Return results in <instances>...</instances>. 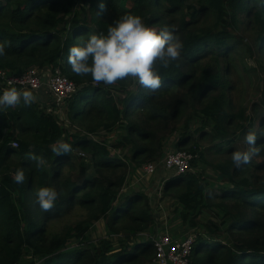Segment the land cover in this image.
<instances>
[{
    "label": "trees",
    "instance_id": "obj_1",
    "mask_svg": "<svg viewBox=\"0 0 264 264\" xmlns=\"http://www.w3.org/2000/svg\"><path fill=\"white\" fill-rule=\"evenodd\" d=\"M125 15L157 31L174 29L182 44L167 68L154 65L161 79L154 91L134 78L96 83L67 63L70 47L106 35ZM0 44V70L18 76L58 68L75 84L64 118L83 133L68 137L45 104L0 107V264H24L28 256L38 264H155L151 240L137 238L154 225L148 197L120 194L128 165L159 163L173 135L176 150L196 154L191 167L213 168L223 184L214 194L202 175L190 171L164 183L163 194L176 200L192 228L204 212L222 217L221 225H205L208 239L197 238L192 263L264 264V91L249 114L243 100L234 102L236 79L255 72L247 60L264 63L259 0H0ZM249 134L256 136L252 146L245 142ZM61 141L71 151L57 155L51 149ZM76 150L91 166L77 169ZM237 151L253 154L237 167ZM209 158L221 160L212 164ZM18 169L23 184L13 181ZM42 187L57 191L47 212L35 202ZM76 210L83 220L58 230ZM101 219L116 242L107 237L89 247L88 227Z\"/></svg>",
    "mask_w": 264,
    "mask_h": 264
},
{
    "label": "clouds",
    "instance_id": "obj_2",
    "mask_svg": "<svg viewBox=\"0 0 264 264\" xmlns=\"http://www.w3.org/2000/svg\"><path fill=\"white\" fill-rule=\"evenodd\" d=\"M264 5V0H259ZM182 44L175 36L174 29L168 26L160 30L146 26L140 17L125 15L114 19L107 34H93L81 45L68 50L67 63L77 76H89L96 83L113 85L126 78H134L142 88L154 91L159 88L161 79L154 69L160 62L167 68L171 61L181 55ZM4 54V45L0 44V55ZM35 97L32 91H19L15 87L0 92V107L14 106L21 101L30 105ZM256 136L249 134L245 142L252 146ZM57 155L71 151V145L59 142L51 149ZM252 152H234L233 163L239 167L249 161ZM34 159V157H32ZM16 184H23L25 173L18 169L13 174ZM57 199V191L51 187H42L35 193V202L47 212Z\"/></svg>",
    "mask_w": 264,
    "mask_h": 264
},
{
    "label": "rangeland",
    "instance_id": "obj_3",
    "mask_svg": "<svg viewBox=\"0 0 264 264\" xmlns=\"http://www.w3.org/2000/svg\"><path fill=\"white\" fill-rule=\"evenodd\" d=\"M241 40L243 41V45L245 47L250 46V41L247 36H243ZM256 61L257 60H255V62H252L250 60H247L248 65L254 67L253 71L255 72L253 74H240L239 78L236 79L238 91L234 94V102L237 104L243 100L245 102L244 106H248V114L250 113V105L253 102L259 103L264 91V63L262 61ZM33 95L35 97L34 102L37 104L39 103L41 107H43V104L46 105L45 109L50 106V99L43 89L39 93H33ZM53 112L54 113L51 114L59 119V123L61 127L66 131V135L68 137L75 135L83 136V133L79 129H77L67 119L64 118L65 106L64 109H56L53 110ZM175 137L176 135H173L170 138V141L167 145V150L178 151L173 146V140H175ZM204 147L206 148L207 144H205V142H201L200 148L202 149ZM81 153L82 152H80L79 150H76L73 154L74 158L76 159L75 164L77 166V169L85 164L87 166H91L88 156L82 158L79 156ZM190 154L196 157V154ZM220 160V158L208 159V161H210L212 164H215ZM154 165L157 166L156 172L151 176H145L141 172V169L129 164V173L127 175L123 190L120 194L121 197L132 192H141L148 197L154 218V225L147 233H144L137 238H140L142 240L149 239L152 242V240L155 239L158 235L162 234L164 230H168L171 235L181 239L192 237L196 241L199 236L203 237L204 239L207 238V231L204 230L207 222L211 221L218 226L221 225L222 217L213 210L209 211L210 213H202L199 216L198 221L196 222L195 228H192L190 226V217H188L186 223L183 222L181 218L182 212L181 209H179L180 206H178L176 200L171 196L163 194V187L164 183L166 182V178L176 176L177 174L172 170L168 171L163 169L161 164L159 163H154ZM190 172H195L199 175H202V177L205 178V180L209 184L207 190L213 192L214 194H218L219 188H221L223 184L213 168L209 166L204 167L201 164H198L196 167H191ZM89 173L92 174L91 172ZM84 215L85 214L79 210L74 211L69 217L57 224L58 230L65 225H74L80 222L81 220H83ZM88 229L89 241L86 245L89 247L95 246L98 242H100L104 238H107L109 235L106 229L105 220L103 219L90 225ZM108 238H112L114 242H116L117 239L113 237ZM117 244L118 243H113L114 246H117ZM75 246H77L76 242H71V244L69 245V247L71 248H74ZM28 260L29 256L26 257V260H24V264H38L39 262L38 259H33V261Z\"/></svg>",
    "mask_w": 264,
    "mask_h": 264
},
{
    "label": "built area",
    "instance_id": "obj_4",
    "mask_svg": "<svg viewBox=\"0 0 264 264\" xmlns=\"http://www.w3.org/2000/svg\"><path fill=\"white\" fill-rule=\"evenodd\" d=\"M10 87H15L19 91L29 90L33 93H39L43 89L50 99L48 112L64 109L66 99L76 92L75 84L63 76L58 68L50 74L33 69L18 76L0 70V89L7 90ZM11 147L17 148V143L12 142ZM80 156L85 157L83 153ZM193 159L194 156L190 153L166 150L159 164L163 169L172 170L177 175H181L191 170ZM156 169L157 166L153 163L146 164L141 167V172L145 176H151ZM152 243L155 250V264H193L194 238H176L168 230H164L152 240Z\"/></svg>",
    "mask_w": 264,
    "mask_h": 264
},
{
    "label": "crops",
    "instance_id": "obj_5",
    "mask_svg": "<svg viewBox=\"0 0 264 264\" xmlns=\"http://www.w3.org/2000/svg\"><path fill=\"white\" fill-rule=\"evenodd\" d=\"M52 71H54V69L53 70H50V69H46V70H42V72L43 73H46V74H50V72H52ZM175 235H177V234H175Z\"/></svg>",
    "mask_w": 264,
    "mask_h": 264
}]
</instances>
